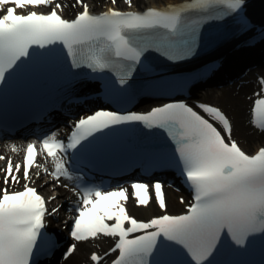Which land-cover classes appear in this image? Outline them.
<instances>
[{"label":"snow or ice","instance_id":"1","mask_svg":"<svg viewBox=\"0 0 264 264\" xmlns=\"http://www.w3.org/2000/svg\"><path fill=\"white\" fill-rule=\"evenodd\" d=\"M54 2L0 0V84L30 57L34 48L48 49L59 44L66 49L73 68L110 71L116 77L115 84L123 86L150 49L162 50L173 61L194 55L200 21L189 19L187 13H208L219 7L224 11L216 13V18L235 14L238 22L247 27V19L241 14L245 0H188L163 9L147 7L140 12H126L109 8L100 14H92L84 0H76L83 11L73 19L58 13L57 9L63 8L59 3L46 14L22 11L50 7ZM125 3L132 6V0ZM197 107L208 118L184 102L166 103L143 113L98 110L78 120L67 143L57 139L56 133L43 138L39 146L29 143L23 177L29 180L30 169L39 166L37 155L46 154L54 165L51 175L57 180L62 176L71 179L63 154L69 149L86 147L85 141L114 126L140 123L148 129H163L175 144V164L193 189L187 212L167 214L166 197L159 181L152 189L155 202L165 214L148 221L129 214L125 206L128 188L85 187L71 237L75 241L100 235L118 238L111 252L118 251L119 255L112 264H152L150 258L158 246L161 250L178 246L187 257L181 264H210L223 236L244 246L250 237L264 234V147L255 154L246 153L232 138L233 126L219 107L204 103ZM210 121L218 122L222 128ZM252 123L264 130V98L254 102ZM12 150L17 151L15 145ZM20 170L21 165H13L11 159L4 170L5 186L0 189V264H33L34 252L46 227V214L58 211L53 209L49 213L47 201L34 187L25 184L23 191L9 190L10 182H19ZM43 170L48 172L47 168ZM131 188L136 205L147 207L153 199L149 185L134 182ZM75 250L76 245L72 244L65 256ZM90 258L94 264L102 260L96 253Z\"/></svg>","mask_w":264,"mask_h":264},{"label":"bare ground","instance_id":"2","mask_svg":"<svg viewBox=\"0 0 264 264\" xmlns=\"http://www.w3.org/2000/svg\"><path fill=\"white\" fill-rule=\"evenodd\" d=\"M90 3L95 2V0H84ZM97 1V0H96ZM178 0H151L148 1L146 5H149L148 7H155L157 4L161 3H174ZM141 3H144L143 0H138L136 3V6L139 7ZM251 11L254 14L255 17L260 18L262 21H264V0H254L253 5L251 6ZM253 61L256 62H262L264 59V43L262 45H259L253 54H250ZM231 60L229 66H228V75L230 76V80L235 81L234 85H239L241 81L247 82L254 78V74L256 71L264 72V67H256L255 64H249L250 63V57L246 54H237L233 57H230L228 59ZM257 64V63H256ZM264 65V62L261 63ZM246 65L248 67H246ZM246 67V68H244ZM242 75H244L245 78H240ZM223 81V79H221ZM255 82H251L250 86L242 85L239 86L236 91V87H233L230 90H227L223 94H221L219 97H217L215 94L212 95V98L217 102V104L223 106L229 113V115L234 118L235 120V136L240 140V142L245 145L246 147H253L255 150L260 147V142L262 141V136L258 135L256 132H254L252 129V132L247 129V127L243 124H245V120L247 118V110L250 103V100L247 99V88L255 86ZM214 91V90H213ZM244 91V92H243ZM240 92V93H239ZM209 91L204 93L201 92H195L194 95L202 96L201 98L204 99H210L211 96H208ZM251 94V93H250ZM201 101L200 99H198ZM258 144V145H257ZM257 145V146H256ZM66 196H70L68 193L63 192ZM60 203V200H57L54 202V204ZM172 206H177L180 208L179 204H175L172 201L169 203ZM150 208V206H149ZM143 211V210H142ZM63 217V210L60 211V218ZM93 247L91 244H84L82 245V248L80 252L77 255H74L73 257L69 258L66 262L60 263V264H80V262L85 258L86 256V250ZM52 264H59L57 261H53Z\"/></svg>","mask_w":264,"mask_h":264},{"label":"rangeland","instance_id":"3","mask_svg":"<svg viewBox=\"0 0 264 264\" xmlns=\"http://www.w3.org/2000/svg\"><path fill=\"white\" fill-rule=\"evenodd\" d=\"M240 89V88H239ZM237 91V90H236ZM244 92V91H243ZM245 92H247V93H245V94H249L250 92H252V89H248V90H246ZM240 93V92H239ZM205 101H211L210 99H205ZM244 125V124H243ZM176 195L177 194H175V195H173V196H171L169 199H171L173 202H176Z\"/></svg>","mask_w":264,"mask_h":264}]
</instances>
